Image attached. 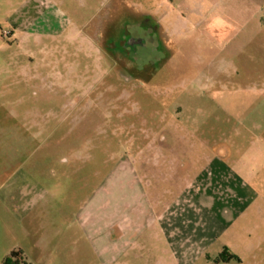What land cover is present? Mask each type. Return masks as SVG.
<instances>
[{"label":"rangeland","instance_id":"1","mask_svg":"<svg viewBox=\"0 0 264 264\" xmlns=\"http://www.w3.org/2000/svg\"><path fill=\"white\" fill-rule=\"evenodd\" d=\"M196 132L264 162V0H0V264H183L130 165ZM235 237L193 264H264V212Z\"/></svg>","mask_w":264,"mask_h":264},{"label":"crops","instance_id":"2","mask_svg":"<svg viewBox=\"0 0 264 264\" xmlns=\"http://www.w3.org/2000/svg\"><path fill=\"white\" fill-rule=\"evenodd\" d=\"M199 134L194 135L190 162L183 155V162L130 165L132 191L145 202L137 207L138 214L149 213L183 264L219 258L236 233L246 231L253 216L264 212V162L233 159L226 141L220 146ZM259 152L263 158L264 148Z\"/></svg>","mask_w":264,"mask_h":264},{"label":"trees","instance_id":"3","mask_svg":"<svg viewBox=\"0 0 264 264\" xmlns=\"http://www.w3.org/2000/svg\"><path fill=\"white\" fill-rule=\"evenodd\" d=\"M23 253L21 251H13L11 254L4 260V264H17L22 259ZM224 257H228V261L237 260L240 261L239 258L233 254H227V250H224L223 253L219 256V259H223ZM20 259V260H19Z\"/></svg>","mask_w":264,"mask_h":264}]
</instances>
